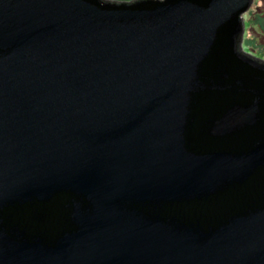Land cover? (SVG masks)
<instances>
[{"label":"water","instance_id":"water-1","mask_svg":"<svg viewBox=\"0 0 264 264\" xmlns=\"http://www.w3.org/2000/svg\"><path fill=\"white\" fill-rule=\"evenodd\" d=\"M253 0H0V264H264Z\"/></svg>","mask_w":264,"mask_h":264},{"label":"rangeland","instance_id":"rangeland-1","mask_svg":"<svg viewBox=\"0 0 264 264\" xmlns=\"http://www.w3.org/2000/svg\"><path fill=\"white\" fill-rule=\"evenodd\" d=\"M245 25L242 48L255 56L261 55L264 59V0L252 1L245 16Z\"/></svg>","mask_w":264,"mask_h":264},{"label":"flooded vegetation","instance_id":"flooded-vegetation-1","mask_svg":"<svg viewBox=\"0 0 264 264\" xmlns=\"http://www.w3.org/2000/svg\"><path fill=\"white\" fill-rule=\"evenodd\" d=\"M252 4V3H251ZM251 4H250V6H251ZM249 6V7H250ZM249 7L242 13V16H243V22H244V31L246 30V25H245V16H246V13H247V10L249 9ZM244 31H243V34H244ZM243 36V35H242ZM255 56V55H254ZM256 57H260V58H262V56L261 55H259V56H257L256 55Z\"/></svg>","mask_w":264,"mask_h":264}]
</instances>
